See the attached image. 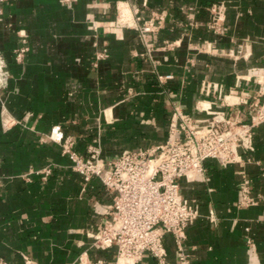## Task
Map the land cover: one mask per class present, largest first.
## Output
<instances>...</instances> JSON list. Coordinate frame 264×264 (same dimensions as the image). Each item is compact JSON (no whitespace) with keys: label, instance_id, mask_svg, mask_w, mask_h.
<instances>
[{"label":"crops","instance_id":"crops-1","mask_svg":"<svg viewBox=\"0 0 264 264\" xmlns=\"http://www.w3.org/2000/svg\"><path fill=\"white\" fill-rule=\"evenodd\" d=\"M147 1L142 15L167 13L152 46L136 29L117 25L119 10L136 23L143 0H6L0 6V49L10 73L0 88V258L10 264H117L116 248L96 246L92 238L112 197L100 180L85 184L72 169L47 137L53 127L72 136L81 153L99 145L109 161L164 142L175 101L202 124L208 114L199 108L209 106L250 120L257 94L250 95L264 75V0ZM214 4L225 5V34L207 26ZM188 14L198 25H190ZM24 46L17 60L15 51ZM240 50L249 56L235 58ZM166 74L173 77L159 79ZM208 83L218 84L209 94ZM230 92L237 94L233 107L222 103ZM4 108L21 123L5 128ZM47 167L53 171L43 179ZM205 167L208 181L202 174L181 181L183 194L200 204L184 242L193 263L264 264V200L237 206L244 176L252 195L264 196V123L242 161L208 160ZM164 241L162 264H178L174 238ZM137 264L159 263L147 253Z\"/></svg>","mask_w":264,"mask_h":264},{"label":"built area","instance_id":"built-area-1","mask_svg":"<svg viewBox=\"0 0 264 264\" xmlns=\"http://www.w3.org/2000/svg\"><path fill=\"white\" fill-rule=\"evenodd\" d=\"M6 0H0V6ZM69 4L75 0H61ZM136 8V23L125 20L122 11H118L117 25L136 29L147 46H152V36L166 27V10H151L150 16L142 15V9L148 8V1L143 0ZM192 10V8L190 9ZM1 13V9H0ZM190 25L196 26L194 16ZM1 19V18H0ZM208 28L216 34H225V5L214 4L211 7V19ZM25 36V35H23ZM28 50L26 46L17 49L16 58L21 60ZM247 52H238L235 58H247ZM9 70L5 57L0 49V88L7 86ZM172 74L159 76L167 80ZM258 90L253 91L257 98L250 104V120H239L233 116L232 110L214 109L212 106L202 107L208 114V120L202 124L192 114L186 112L177 101L172 104L167 139L148 149L125 150L113 160L101 157L99 145L91 144L86 153L77 151L72 136H66L60 125L52 128L48 139L61 147L62 153L72 162V169L80 174L88 184L93 179L101 181L105 190L112 197L109 216L100 228L92 234L94 245L117 250V264H137L145 254H151L159 264L167 256L165 237L171 235L177 246L178 264H194L190 252L184 245L187 230L201 215L200 204L196 198L186 197L181 188L185 179L193 182L202 174L205 181V163L216 160L227 166L243 159L253 145L257 127L264 123V75L256 78ZM207 94L218 84H205ZM239 84H236V90ZM230 92L222 100L223 105L233 107L237 103ZM7 115L5 128L21 120L14 119L4 108ZM28 112L23 120H27ZM0 155V164H1ZM53 169L47 167L40 172L46 179ZM237 206L249 207L257 205L264 196H253L251 180L244 176L239 184ZM0 264H10L0 258ZM95 264H104L97 260Z\"/></svg>","mask_w":264,"mask_h":264}]
</instances>
